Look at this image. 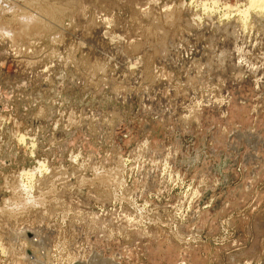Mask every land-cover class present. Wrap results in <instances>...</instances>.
Segmentation results:
<instances>
[{
    "label": "rangeland",
    "instance_id": "1",
    "mask_svg": "<svg viewBox=\"0 0 264 264\" xmlns=\"http://www.w3.org/2000/svg\"><path fill=\"white\" fill-rule=\"evenodd\" d=\"M0 28V264H264V9L0 0Z\"/></svg>",
    "mask_w": 264,
    "mask_h": 264
},
{
    "label": "bare ground",
    "instance_id": "2",
    "mask_svg": "<svg viewBox=\"0 0 264 264\" xmlns=\"http://www.w3.org/2000/svg\"><path fill=\"white\" fill-rule=\"evenodd\" d=\"M249 2V1H248ZM211 5H212V3H211ZM250 6H251V8H252V10H253V8H258L259 10H261V12H262V9H264L263 7H264V0H250ZM211 8V7H210ZM206 9V8H205ZM225 9V8H224ZM236 9V8H235ZM246 9V8H245ZM247 9H248V7H247ZM212 11V10H211ZM237 13V12H236ZM254 13V12H253ZM244 14V13H243ZM223 15V14H222ZM239 15V14H238ZM246 15H247V13H246ZM257 15H259V14H257ZM261 15H262V13H261ZM37 16V15H36ZM242 16V15H241ZM32 17V16H31ZM30 17V18H31ZM250 17H251V15H250ZM26 18V17H25ZM24 18V19H25ZM35 18V17H34ZM33 18V19H34ZM242 18V17H241ZM37 19H39V17L37 18ZM247 19H248V17H247ZM32 20V19H31ZM35 20V19H34ZM25 21V20H24ZM239 21V20H238ZM28 22H29V19H28ZM28 22H26V23H28ZM31 22V21H30ZM33 22H36V21H33ZM243 22H244V19H243ZM246 22V21H245ZM247 23V22H246ZM36 28V27H35ZM8 30L9 29H2V28H0V31L1 32H5V33H7L8 32ZM8 34V33H7ZM190 39V38H189ZM30 43V42H29ZM177 58V57H176ZM249 133V132H248ZM240 134V133H239ZM238 134V135H239ZM254 134V133H253ZM253 134L251 135H249V134H246V135H244L243 136V139H244V141H247L248 142V144L249 145H255L256 144V141H255V139L256 138H254V136H253ZM240 136V135H239ZM255 136H257L256 134H255ZM234 137H236V136H234ZM238 138V137H237ZM258 138V137H257ZM239 140V139H238ZM23 141V140H22ZM241 141V140H240ZM258 145V144H257ZM253 148H254V146H253ZM237 149H235V151H236ZM255 152V151H254ZM251 153V152H250ZM249 154V153H248ZM248 154H246V155H248ZM252 154H254L253 152H252ZM225 156H223V158H224ZM248 157H250V155H248ZM253 157V156H252ZM251 158V157H250ZM256 158V157H255ZM251 159H253V158H251ZM215 164V163H214ZM40 165V164H39ZM212 167V166H211ZM23 174V173H22ZM223 174V173H222ZM29 177V176H28ZM27 201H29V200H27ZM26 203H28V202H26ZM19 234H20V236L21 237H23V239L25 238V239H27V241L29 242V243H31V245H34V248H35V251H36V253H37V251L38 252H40V254H41V252L42 251H44V240H43V238L45 237V236H43V235H40V233H38V232H36L35 234L33 233L32 234V237H28V232L27 231H24V230H22V232H19ZM37 235H39V238H41V239H35V237L37 236ZM46 238V237H45ZM46 251V250H45ZM36 255V254H35ZM29 260V264H43V263H41L40 262V260H38L36 257H31V259H28ZM116 261L114 260V259H112V258H104L103 257V255L101 256V255H99V254H94L90 259H88V261H86L84 264H117V263H115Z\"/></svg>",
    "mask_w": 264,
    "mask_h": 264
}]
</instances>
